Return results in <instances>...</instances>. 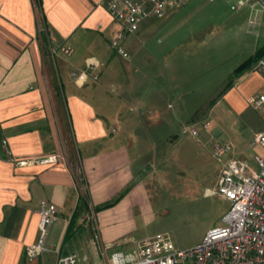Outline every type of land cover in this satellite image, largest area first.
Listing matches in <instances>:
<instances>
[{"label":"crops","instance_id":"obj_1","mask_svg":"<svg viewBox=\"0 0 264 264\" xmlns=\"http://www.w3.org/2000/svg\"><path fill=\"white\" fill-rule=\"evenodd\" d=\"M182 2L160 20L142 21L127 36L128 60L114 62L108 45L117 24L100 0H0V264H56L58 257L69 255L75 264H109L114 253L135 254L139 220L147 222L150 216L148 174L141 172V165L160 145L153 143L154 150L139 161L145 147L125 135L132 120L119 106L137 90L134 84L143 81L129 74V66L134 73L149 65L155 54L146 42L207 3L208 23L190 26L187 38L175 37L165 60L172 54L171 63L196 60L226 33L250 56L264 46L261 5L235 11L228 7L220 13L222 5L237 0ZM259 2L264 5V0ZM220 21L228 24L225 33ZM40 24L53 39L51 46L67 49L68 55L49 54ZM89 69L97 75L95 81L71 79L72 72ZM128 110L139 112V105ZM251 123L253 137L264 130V123ZM76 168L79 182L74 179ZM41 201L51 203L56 212L44 251L27 260L24 250L36 243Z\"/></svg>","mask_w":264,"mask_h":264},{"label":"rangeland","instance_id":"obj_2","mask_svg":"<svg viewBox=\"0 0 264 264\" xmlns=\"http://www.w3.org/2000/svg\"><path fill=\"white\" fill-rule=\"evenodd\" d=\"M209 6L207 3L196 11H187V18L168 24L146 42V49L154 51L153 60L134 73L133 66H129V74L143 81L134 84L137 90L119 106V111L132 120L125 135L145 147L140 150L139 161L154 150L150 148L153 143L154 147L160 145L141 165H145L141 172L148 174L150 216L147 222L139 220L134 233L138 242L152 237L147 246L156 252L161 251L162 243L171 251L199 244L206 231L219 226L227 212L228 202L215 193L220 164L212 157L210 144H229L230 150L223 160L231 157L246 161L253 170V158L264 157L262 149L253 145L251 123H264V104L252 108L244 102L252 96H264V76L252 71L251 66L238 78H232V72L250 56L246 47L240 50L226 33L215 38L207 51H200L201 57L196 60L171 63L174 54L169 60L164 59L175 37L187 38L190 26L208 23ZM228 7L222 5L220 13L228 12ZM222 24L218 22L225 33L228 24ZM129 40L126 37L120 43L128 58ZM109 51L110 58L119 62V57ZM230 80L232 85L224 90ZM138 105L139 112L128 110ZM159 121L162 124L157 126ZM203 123H207L206 129ZM189 127L196 131L195 139L186 133Z\"/></svg>","mask_w":264,"mask_h":264},{"label":"built area","instance_id":"obj_3","mask_svg":"<svg viewBox=\"0 0 264 264\" xmlns=\"http://www.w3.org/2000/svg\"><path fill=\"white\" fill-rule=\"evenodd\" d=\"M252 3L264 8L259 0H237L234 5L229 6V10L235 11ZM182 5V0H100V6L117 24L108 49L117 57L128 60L121 48V41L135 34L142 21L160 20L167 10ZM38 31L40 34L45 33L42 24ZM48 42L51 56L56 51L68 55L67 49L51 46L53 39L49 35ZM251 70L264 74V55L252 65ZM87 78L95 81L97 75L91 69L89 72L71 73V79L78 83ZM246 104L258 108L264 104V96L249 97ZM202 127L206 129L207 123H203ZM186 133L193 139L197 136L191 127ZM253 142L264 151V130L254 135ZM209 147L212 157L220 164L215 193L229 204L220 225L206 231L199 244L182 250L171 251L169 246L162 243L161 251L156 252L147 246L152 237L143 239L136 243L133 256L114 253L110 256L109 264H264V157L253 158L256 167L253 170L244 161L223 160V156L230 150L229 144L215 143ZM44 161L47 162L48 159ZM74 179L80 181L77 168ZM55 212L51 203H39L37 240L34 245L25 248L24 255L27 260L37 258L44 251L47 228L54 220ZM56 264H75L74 256L58 257Z\"/></svg>","mask_w":264,"mask_h":264},{"label":"trees","instance_id":"obj_4","mask_svg":"<svg viewBox=\"0 0 264 264\" xmlns=\"http://www.w3.org/2000/svg\"><path fill=\"white\" fill-rule=\"evenodd\" d=\"M41 41L45 47L49 44L48 34L46 31L45 33H41ZM263 55H264V46L256 50L248 59H246L241 64H239V66L232 72V78L234 79L238 78V76H240L244 71L248 70ZM231 85H232V80H230L226 84L224 90L228 89Z\"/></svg>","mask_w":264,"mask_h":264}]
</instances>
